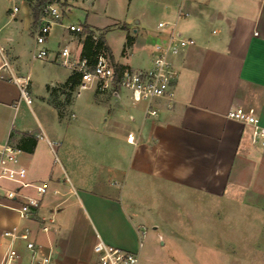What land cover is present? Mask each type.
Returning a JSON list of instances; mask_svg holds the SVG:
<instances>
[{"label": "crops", "instance_id": "obj_1", "mask_svg": "<svg viewBox=\"0 0 264 264\" xmlns=\"http://www.w3.org/2000/svg\"><path fill=\"white\" fill-rule=\"evenodd\" d=\"M27 10L25 26L31 34L29 4ZM158 11L163 18L154 27L145 23L137 30L138 34L143 30L141 41L131 35L134 41L123 56L129 50L132 56L135 50L146 64H152L155 45L165 41L172 26L183 38L194 40L172 58L177 72L174 97L135 102L126 89L96 91V114L104 126L94 129L92 141L80 139L77 131L82 128L77 125L44 139L45 130L36 116L38 127L19 118L24 102L18 86L0 79V143L22 147L21 162L28 169L29 182L49 184L37 214L26 219L11 208L17 203L0 192V254L9 244L2 233L13 227L29 231L39 254L52 253L53 264H98L94 245L99 240L140 253L142 230L172 227L161 225L152 214L155 197L174 205L178 196L198 198L211 202V212L222 215L234 208L253 213L260 209L264 202V147L252 143L251 127L226 114L238 107L264 121V0H160ZM19 13L11 18H18ZM160 22L169 25L158 28ZM73 37L69 32L65 44ZM0 48L17 74L30 75L32 94L31 74H22L17 51L11 46L6 50L2 44ZM51 52L46 61H54L56 51ZM113 57L115 63L129 69L149 68L120 62L114 53ZM66 80L48 84V92L52 94L51 90L59 89ZM76 90V96H81L82 91ZM54 95L61 100H52V104L63 107L65 94L58 90ZM28 107L32 110V105ZM149 109L155 115L148 114ZM130 133L133 142L128 141ZM24 134L36 139V145L28 138L23 140ZM98 140L105 146L98 147ZM48 141L58 143L64 171L52 160ZM98 148L100 153L105 148L100 158L96 156ZM86 149H93L104 176L95 177L85 170L79 153ZM23 193L37 196L34 188ZM243 202L247 204L241 205ZM41 216L54 218L49 233L41 229ZM14 246L23 256L22 264H29L31 253L24 241L17 240Z\"/></svg>", "mask_w": 264, "mask_h": 264}, {"label": "rangeland", "instance_id": "obj_2", "mask_svg": "<svg viewBox=\"0 0 264 264\" xmlns=\"http://www.w3.org/2000/svg\"><path fill=\"white\" fill-rule=\"evenodd\" d=\"M159 1L156 0L155 3L154 0H70L66 4V17L62 20V25L53 27L47 46L50 50L57 51L59 42L62 45L67 43L65 37L69 35V31L66 26L90 24L95 30L101 28L100 32H95L96 36L104 33L116 60L130 62L133 67L140 65L150 67L151 64L148 62L146 64L137 51L134 50L131 56L129 50L128 55L123 56V50L128 34L136 36L141 41L144 38L143 30L140 31L141 34H138L137 30L142 29L145 23L154 27L159 19L163 18L158 11ZM14 3L21 6L18 18L15 19L10 16V9ZM28 4L27 0H0V44L4 45L6 50L9 46L14 47L19 55L18 63L22 64V74L30 73L32 79L31 95L34 101L32 110L24 103L19 118L28 125L38 127L36 116L45 130L44 139L54 138L77 125L82 128L77 131L80 139L84 142L92 141L94 129L101 130L104 126L103 119L101 121V117L96 114V90L91 86L82 91L79 97L76 96L75 90L73 101L61 108L52 104V100L60 103L61 99L50 94L47 85L64 82L71 70L55 61L32 60L34 38L32 33L27 32L25 26V19L29 17ZM29 6L33 16V5ZM140 19H143L141 25ZM72 35L73 40L69 39L68 44L79 53L80 46H76L78 37L75 33ZM143 60L145 64H142ZM109 62L111 64L110 60ZM99 142L101 140L97 141L98 147L102 144ZM58 146L57 143L55 153L51 150L50 154L52 160H55L64 171ZM104 146L103 143L102 147ZM101 150L97 149L96 156L99 158L105 155L104 150L100 153ZM92 153L93 149L90 152L86 149L79 153L85 170L90 171L95 177L104 176L100 173V164ZM176 199L177 204L174 205L167 204L158 197L154 198L155 207L152 214L158 218L161 225L164 223L172 227L164 230L148 227L142 230L144 234L139 237L138 264H264V202L259 205L261 210L258 209L257 213L234 208V212L232 210L222 215L211 212L210 207L213 206L211 202L198 198L191 199L185 195Z\"/></svg>", "mask_w": 264, "mask_h": 264}, {"label": "built area", "instance_id": "obj_3", "mask_svg": "<svg viewBox=\"0 0 264 264\" xmlns=\"http://www.w3.org/2000/svg\"><path fill=\"white\" fill-rule=\"evenodd\" d=\"M70 0H53L41 6L39 15L33 24V38L35 49L32 60H50L52 52L47 44L50 40L53 27L62 25V20L66 17L67 2ZM20 11L18 5L10 9V16L14 17ZM169 23L160 22L158 28H165ZM164 42L155 45V53L151 66L146 70L127 69L117 75L115 69L110 64L109 59L100 55L96 65L92 70L87 67L86 60L82 59L80 52L76 48L72 49L69 44L61 45L53 53V60L67 67L72 72L82 74L81 82L77 87L78 92L93 86L96 91L105 92L118 88L131 92L135 102L148 101L155 98H173L174 82L177 72L174 69L172 58L180 54L186 47L194 44V40L183 38L172 26ZM71 33H80L81 25H68L65 27ZM1 64L0 79L15 83L19 88L20 101L28 106L33 104L30 93V75L21 76L16 73L4 50L0 48ZM150 115H155L152 110H147ZM230 119L236 120L251 127V140L254 145L264 147V121L255 115L246 112L242 108H230L226 114ZM129 142L134 141L132 133L128 137ZM51 150L55 153L56 142L48 141ZM24 151L19 146L9 142L0 143V192L3 196L17 203L11 206L22 219L29 218L37 214L41 207V200L49 190V184L42 182L38 185L28 181V169L22 164ZM5 184L12 186L6 187ZM26 188H34L37 196H30L23 193ZM41 229L45 233L50 231V223L54 222L52 216H41ZM144 234L141 232L140 237ZM2 236L9 240L6 250L0 254V264H22L23 256L14 246L17 240L24 241L27 250L30 251L29 264H53L52 253L39 254L35 241L31 238L30 232L21 231L18 227L5 230ZM94 252L97 256L98 264H138L139 252H130L112 246L103 240H99L94 245Z\"/></svg>", "mask_w": 264, "mask_h": 264}, {"label": "trees", "instance_id": "obj_4", "mask_svg": "<svg viewBox=\"0 0 264 264\" xmlns=\"http://www.w3.org/2000/svg\"><path fill=\"white\" fill-rule=\"evenodd\" d=\"M51 1L53 0H27V2L30 5H33V8H32V12H33L32 18L34 21L33 24L38 18L39 10L41 6ZM81 26L83 28L82 32L77 33L76 35L78 37V43L80 46V56L82 59L86 60L87 67L89 70H92L93 67L96 65L97 59L100 55H104L111 61V65L115 69L117 75H120L123 71L129 69L128 66L115 63L113 52L111 48L109 47V45L107 44L104 33H101L99 36H96V33H95L96 30L92 29L87 24L81 25ZM133 41H134V37L128 34L125 48L123 50V54H125L127 49L130 48ZM81 77H82L81 73L72 72L69 75L66 82L62 86H60L59 89L54 88L51 90L52 94H55L59 90L62 94H65L66 96L65 103H67L71 99L73 92L79 86L81 82ZM24 136L25 137H23V140L28 138V140H32L33 146L36 145V139H33L31 136H28V134H24ZM19 147L22 148L21 146Z\"/></svg>", "mask_w": 264, "mask_h": 264}]
</instances>
